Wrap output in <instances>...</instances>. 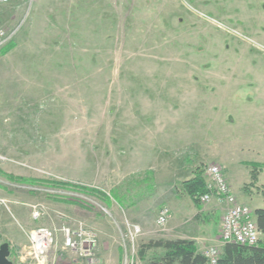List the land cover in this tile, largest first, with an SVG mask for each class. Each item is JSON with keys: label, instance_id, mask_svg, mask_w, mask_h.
Instances as JSON below:
<instances>
[{"label": "rangeland", "instance_id": "1", "mask_svg": "<svg viewBox=\"0 0 264 264\" xmlns=\"http://www.w3.org/2000/svg\"><path fill=\"white\" fill-rule=\"evenodd\" d=\"M0 26L14 44L0 50V245L18 226L13 264L37 263L38 229L55 233L43 264L71 259L61 228L80 226L96 264H142L140 244L177 240L156 218L207 165L264 208V0H9Z\"/></svg>", "mask_w": 264, "mask_h": 264}, {"label": "built area", "instance_id": "2", "mask_svg": "<svg viewBox=\"0 0 264 264\" xmlns=\"http://www.w3.org/2000/svg\"><path fill=\"white\" fill-rule=\"evenodd\" d=\"M8 2L9 0H0V5H5ZM11 39L12 33H8L0 26V50L6 47ZM202 170L205 177L206 192L199 198V203L205 205L214 198L217 205L223 209L219 241L222 245L257 246L260 233L256 227L253 213L248 207L236 200L227 184L222 169L217 165H207ZM0 206L7 208L2 203ZM41 211L35 212L33 218L38 219L45 215ZM169 217V210L162 208L156 218V225L159 227L165 226ZM61 233L64 238L63 250H69L79 258L86 259L93 257L97 243L95 234L87 232L81 226L76 231L65 227L61 228ZM54 234L49 229H38L28 234V239L32 245L29 248L27 256L37 262L36 264H43L46 261L47 255L54 245ZM138 234H140L139 227L135 226L130 229L127 235L128 243L133 245ZM202 255L208 264H216L219 251L215 247H210L204 250ZM133 256L134 252L131 254L132 258Z\"/></svg>", "mask_w": 264, "mask_h": 264}, {"label": "trees", "instance_id": "3", "mask_svg": "<svg viewBox=\"0 0 264 264\" xmlns=\"http://www.w3.org/2000/svg\"><path fill=\"white\" fill-rule=\"evenodd\" d=\"M13 47L14 44L9 43L4 50L7 52ZM182 187L194 206L199 207V198L206 192L201 174H194L182 183ZM89 192L105 201L109 200L103 194ZM253 216L263 241H259L255 247L225 244L216 264H264V208L256 209ZM138 256L142 264H208L197 251L194 241L190 240H150L139 245Z\"/></svg>", "mask_w": 264, "mask_h": 264}, {"label": "crops", "instance_id": "4", "mask_svg": "<svg viewBox=\"0 0 264 264\" xmlns=\"http://www.w3.org/2000/svg\"><path fill=\"white\" fill-rule=\"evenodd\" d=\"M149 134L150 136H152L151 133ZM149 146L150 148L153 147L151 144ZM149 153L151 152L146 153L145 157L151 160L152 159L150 157L151 154ZM132 160L134 161V164L136 165L138 163L137 161H140V159L136 161V157L132 158ZM230 188L232 189L231 192L233 193L236 200L240 204L260 205V204H255V202L251 200L252 199L251 195H247L245 193L242 194L240 192L235 193L231 185H230ZM184 195L182 196L183 198L181 197L179 199H177L178 197H174V201L178 202L179 204L172 202L171 206L168 205L169 207H164V208H167L170 212V217L168 219V222H167L168 225H166V229L170 228V230L173 231L176 239L194 241V243L196 244L197 250L200 252L204 248H207V247L210 248V247H213L214 244H218L217 243L218 236H219L218 227L215 229L213 228V224L215 220V213H217L216 211L218 210V205L216 203V200L212 198L209 203L205 205L202 204L199 207H196L194 206L190 198L187 195H185L186 197H184ZM180 201L183 203H180ZM177 205H182V206L179 207ZM262 208L263 206H252L251 210L252 212H254L256 209H262ZM189 222H191V224H188ZM1 224H2V221H0V225ZM4 230H5L6 235H8L7 237L10 238L9 239L10 242L14 240L12 239L13 236L18 237V234H17L19 230L18 226L16 227L14 225L12 226L9 225L7 229L4 227ZM10 242L7 241V244L8 243L10 244ZM69 253L74 255V253L72 252H69ZM57 264H96V262L92 260V258L84 259V258H79L77 255L72 256L71 259H68L66 256L61 254L57 258Z\"/></svg>", "mask_w": 264, "mask_h": 264}, {"label": "water", "instance_id": "5", "mask_svg": "<svg viewBox=\"0 0 264 264\" xmlns=\"http://www.w3.org/2000/svg\"><path fill=\"white\" fill-rule=\"evenodd\" d=\"M10 252L7 243L0 245V264H13L9 259Z\"/></svg>", "mask_w": 264, "mask_h": 264}]
</instances>
